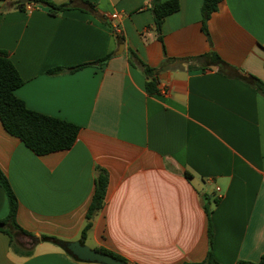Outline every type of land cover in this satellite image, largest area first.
<instances>
[{
  "label": "crops",
  "instance_id": "obj_1",
  "mask_svg": "<svg viewBox=\"0 0 264 264\" xmlns=\"http://www.w3.org/2000/svg\"><path fill=\"white\" fill-rule=\"evenodd\" d=\"M45 1L71 7H0V51L24 81L15 94L27 108L80 131L71 149L38 156L0 120V170L17 224L36 238L81 241L103 169L104 206L82 240L91 249L129 264L201 263L209 250L221 264L258 263L264 96L239 76L264 83V0H223L205 24L204 0H179L161 36L152 0ZM144 66L158 93L147 91ZM8 214L0 185V220ZM0 264L92 263L50 243L19 256L0 232Z\"/></svg>",
  "mask_w": 264,
  "mask_h": 264
},
{
  "label": "trees",
  "instance_id": "obj_2",
  "mask_svg": "<svg viewBox=\"0 0 264 264\" xmlns=\"http://www.w3.org/2000/svg\"><path fill=\"white\" fill-rule=\"evenodd\" d=\"M223 0H204L202 13H203V24H205L211 15L217 12L220 3ZM36 4L46 5L52 14H57L71 7L70 3L56 5L45 0H34ZM31 4H17L7 3L6 0H0V7H14L20 10L26 9ZM87 5L94 7L93 4L87 2ZM180 3L179 0H170L163 2L162 0H152V11L154 14V24L157 32L161 36L162 24L166 17L179 11ZM161 39V37H160ZM111 55L107 56L101 62L109 59ZM139 65H143L142 62H137ZM88 64L79 65L74 68L55 69L49 71V74H54L64 71H77ZM145 72L149 77V81L146 85L147 91L150 94L158 93L157 83L158 79L154 71L148 66H144ZM244 80H248L256 90L264 96V83L259 79L250 76L245 78L239 76ZM24 84L19 72L15 68L12 61L6 52L0 51V120L3 124L4 129L12 136L18 138L25 144L27 148L32 150L38 156H44L47 154L69 150L75 144L80 128L72 123L65 120L46 116L37 112H34L27 108L26 104L20 100L15 92ZM108 174L105 170H99L95 179V191L90 204L87 223L82 230V240L87 238L88 232L90 231L92 224L91 219L99 213L105 202L107 187H108ZM0 185L5 190L8 202H9V214L7 218L0 220V232L8 235L11 240V247L13 251L22 257H29L33 254L34 248L38 243H50L59 247H63L66 241H63L54 236L42 235L36 238L33 234L23 230L16 222L18 201L17 198L7 180L6 176L0 170ZM207 212L209 210L206 208ZM212 237L213 228L210 225L209 228V239L210 247L212 248ZM39 242H36V240ZM102 254L109 255L117 260L125 262L119 256L111 253L108 250L101 249L96 250ZM69 256L74 258L68 251H65ZM184 264H221L214 258L211 250H209L206 259L201 263H184ZM238 264H264V256L258 263L251 262H239Z\"/></svg>",
  "mask_w": 264,
  "mask_h": 264
},
{
  "label": "water",
  "instance_id": "obj_3",
  "mask_svg": "<svg viewBox=\"0 0 264 264\" xmlns=\"http://www.w3.org/2000/svg\"><path fill=\"white\" fill-rule=\"evenodd\" d=\"M17 4H31L33 0H18ZM122 47V46H121ZM36 242H39L37 239ZM62 249L68 251L78 261L92 263V264H129L117 260L109 255L102 254L96 250L91 249L81 241L67 242Z\"/></svg>",
  "mask_w": 264,
  "mask_h": 264
},
{
  "label": "built area",
  "instance_id": "obj_4",
  "mask_svg": "<svg viewBox=\"0 0 264 264\" xmlns=\"http://www.w3.org/2000/svg\"><path fill=\"white\" fill-rule=\"evenodd\" d=\"M161 93L164 94V95H166V94H168V91L165 90V89H162V90H161Z\"/></svg>",
  "mask_w": 264,
  "mask_h": 264
}]
</instances>
